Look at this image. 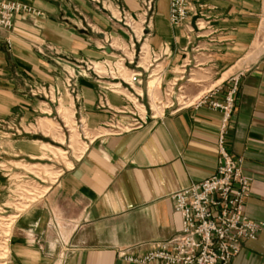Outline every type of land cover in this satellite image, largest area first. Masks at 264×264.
Instances as JSON below:
<instances>
[{
  "label": "crops",
  "instance_id": "1",
  "mask_svg": "<svg viewBox=\"0 0 264 264\" xmlns=\"http://www.w3.org/2000/svg\"><path fill=\"white\" fill-rule=\"evenodd\" d=\"M8 1L39 12L16 17L11 30L0 29V125L21 122L26 127L39 124L45 106L30 96V88L63 87L53 52L112 61L118 52L105 47L104 36L128 42L126 32L111 24L97 3L117 2L132 14L141 11L140 0ZM190 11L189 29L175 27L169 19L170 0L155 1L147 44L149 50L168 51L158 65L163 102L175 75L200 84L196 99L212 90L206 94L211 101L223 100L237 82L227 149L252 180L245 214L264 223V0H193ZM100 86L81 79L80 103L62 98L61 104L77 113L93 140L44 198L21 214L11 232L8 264H130L119 251L143 256L179 234L181 217L171 196L214 174L220 112L208 106L163 109L158 120L142 129L108 136L105 127L112 119L129 121L114 112L130 110L132 100L130 91L109 90L106 98L113 112L101 110ZM55 108L49 105L51 111ZM4 131L0 128V150L9 149L10 160L22 163L41 153L36 134L5 141L10 135ZM3 182L0 176V194ZM231 264H264V233L244 243Z\"/></svg>",
  "mask_w": 264,
  "mask_h": 264
},
{
  "label": "built area",
  "instance_id": "2",
  "mask_svg": "<svg viewBox=\"0 0 264 264\" xmlns=\"http://www.w3.org/2000/svg\"><path fill=\"white\" fill-rule=\"evenodd\" d=\"M91 1L96 3L95 0ZM155 1L141 0L139 14H132L117 2L97 3L107 13L111 24L126 32L128 42L123 43L111 36H104L105 47L118 52V56L112 61L67 58L68 70H63L65 76L63 88L67 97L76 104L80 103L78 83L81 79L91 80L102 84L99 87L98 108L113 112L107 103L106 92L121 89L123 85L126 86L125 90L134 92L131 84L121 80L120 75L123 70L131 75V82L134 85L141 86L143 76L148 75L151 70L153 72L158 69V63L169 55L166 49L154 51L148 48L147 42L153 30ZM192 3L193 0H170L169 19L172 26L189 29ZM38 14L21 3L0 0V29L11 30L18 16ZM53 54L58 58L59 64L60 56H57L55 52ZM146 55L149 56L150 71H145L140 65ZM151 75L149 73L148 78ZM175 87L173 86V91ZM236 91L237 82L235 81L223 100L211 101L205 95L196 102H190L188 97H184L182 101L177 98L174 100V94L170 95V92H166L167 98L173 102L169 106L166 105L163 108L164 111L173 108L177 111L208 106L211 110L222 114L217 139L218 166L210 178L192 184L171 196L174 211L181 217V232L155 245L143 256H133L129 251H119V257L125 262L130 264H231L232 260L240 254L244 243L256 241L264 233V223L251 221L245 214V203L250 194L252 180L244 175L242 162L234 160L227 149L228 125L234 111ZM29 92L33 98L41 100L45 106L59 105L61 100L58 87L52 88L41 84L30 88ZM135 97H137L136 101L130 102V110L124 108L114 112L116 115L129 117V121L126 124H120L112 119L105 127L106 135L117 136L139 130L148 122L159 119V115L155 114L151 104L148 103L145 106L140 101L142 96L136 94ZM158 106L164 105L160 102ZM76 115L77 113H74L75 119ZM75 126L85 141H88V146L91 141L86 138L88 130L85 122L79 117L78 120L76 119ZM0 128L3 131H15L16 128V134H30L25 132L21 122H5L0 125ZM50 185L53 186L52 183ZM51 187L47 189L48 192ZM42 188L40 192L33 194L25 187L27 190H24V195L20 193L23 196L20 198L28 200L25 202L26 210L31 207L28 204H37L48 193H43Z\"/></svg>",
  "mask_w": 264,
  "mask_h": 264
},
{
  "label": "rangeland",
  "instance_id": "3",
  "mask_svg": "<svg viewBox=\"0 0 264 264\" xmlns=\"http://www.w3.org/2000/svg\"><path fill=\"white\" fill-rule=\"evenodd\" d=\"M88 29L90 28L88 27ZM67 58L71 57L60 55L59 67L61 70V76L63 78V84L65 79L63 70H68L67 64L69 63V61ZM72 59L73 58H71L70 60ZM147 66L149 67V63ZM161 70L162 66L158 69H155L154 72H152L151 70L149 73L156 76L148 78L149 73L148 75H144L142 78L141 86H135L136 88H133L136 94H143L141 95L142 100L140 101H142L145 106L148 103L151 104V107L156 112V115L161 114L163 108L166 105H171L173 102V100H171L170 98H168L167 102H163L161 96L162 83L159 76ZM179 71L180 70L177 69V74ZM126 73L127 76L131 78V75L128 72ZM181 78H183L182 83L178 82V80H180ZM190 78L191 77L182 75H175L172 78V84L169 87L168 92H170V95L174 94V100L177 98L179 101H181L180 98L188 97L190 98V102H192V99L199 93L200 89L198 88V86L200 84H192L188 82ZM155 80H157V82L153 85L152 82ZM197 80L199 81V79ZM175 84H178V86L174 88V91H172L173 85ZM181 88H183V90H180ZM121 89L125 90L126 86L123 85ZM59 90L61 95L60 99L62 100V98L66 96V94L63 87L59 88ZM134 92L130 91V94L128 96L133 102L136 101L135 99L137 97L133 98L130 95H134ZM61 100L59 102V105L55 104L56 108L53 111L49 109V105L51 104L43 107L42 120L39 121V124L37 126H22L25 132L36 134L35 138L38 142L37 146L41 150V153L37 157H34L33 159L22 158L23 160H25V162L21 163V159H9L8 156L10 153L9 149H7L6 147L0 150V176L4 181L0 194V264H8L10 256L9 242L11 232L19 217L25 211L36 205L28 204L31 207L26 210L27 207L25 202L28 200L25 198H20L23 197L21 194L24 195V190H27L25 189V187L30 189L28 191L33 194L38 191L40 192L41 187H43V193L48 192L47 189L51 187L50 184H54L53 182L55 181L57 182L62 174L70 168L69 164H72L74 160H78L87 149L88 141H85L84 137L81 136L78 128L75 126L76 119L74 117V111L61 104ZM160 102L163 103L164 106H158V103ZM157 108H159L160 110L157 111ZM59 112H61L63 116H61ZM17 129L19 128L17 127ZM17 129L15 128V131H4V133L10 135L8 137H3L5 141L11 140L13 138H18L19 136L25 137V135H28L24 133L22 135L16 134L15 132ZM86 132L88 133L86 135V138H88L89 141L92 142L93 139H91L92 136L90 132ZM8 146L15 148L14 145ZM21 210L25 211L22 213Z\"/></svg>",
  "mask_w": 264,
  "mask_h": 264
},
{
  "label": "bare ground",
  "instance_id": "4",
  "mask_svg": "<svg viewBox=\"0 0 264 264\" xmlns=\"http://www.w3.org/2000/svg\"><path fill=\"white\" fill-rule=\"evenodd\" d=\"M148 63H149V60H148V56L146 55V56H144L143 57V60L141 61V67L145 70V71H150L149 70V67L147 66L148 65ZM127 71L126 70H123L122 71V73H121V75H120V78H121V80H123L124 82H126V83H128V84H131V86L133 87V88H136L135 86L136 85H134V83H132L131 82V78H129L128 76H127V73H126ZM154 72V71H153ZM181 73H183V71H181ZM156 75H151L150 76V78H152V77H155ZM175 82H177V81H175ZM173 86H178V84H175V85H173ZM117 88H119V87H117ZM176 88V87H175ZM119 91L118 92H124V90L123 89H118ZM180 90H183V88H181ZM173 91V90H172ZM212 90H209V91H207L205 94H203L200 98H198V99H196V98H193L192 99V102H196V101H198V100H200L203 96H205L206 94H208V93H210ZM148 92H149V86H148ZM140 95H143L142 93L140 94ZM180 100L182 101V100H184V97H182V98H180ZM64 110V109H63ZM157 111H159L160 109L159 108H157L156 109ZM60 113V115L61 116H63L62 115V113L61 112H59ZM43 127V126H42ZM47 191V190H46ZM13 218H17V217H13Z\"/></svg>",
  "mask_w": 264,
  "mask_h": 264
}]
</instances>
